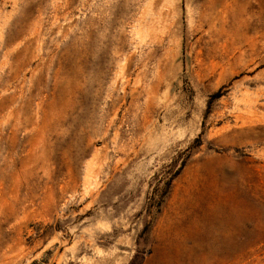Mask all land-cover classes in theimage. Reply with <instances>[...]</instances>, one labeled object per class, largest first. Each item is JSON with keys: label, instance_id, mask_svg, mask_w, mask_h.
Returning <instances> with one entry per match:
<instances>
[{"label": "rangeland", "instance_id": "374dc122", "mask_svg": "<svg viewBox=\"0 0 264 264\" xmlns=\"http://www.w3.org/2000/svg\"><path fill=\"white\" fill-rule=\"evenodd\" d=\"M137 253L264 264V0H0V264Z\"/></svg>", "mask_w": 264, "mask_h": 264}, {"label": "trees", "instance_id": "16d2710c", "mask_svg": "<svg viewBox=\"0 0 264 264\" xmlns=\"http://www.w3.org/2000/svg\"><path fill=\"white\" fill-rule=\"evenodd\" d=\"M219 96H215V98H218ZM199 142H198V145L196 147H199ZM170 182H168L167 186H170ZM130 264H142V259H140L138 253L137 255L135 256V258L133 259V261L130 263Z\"/></svg>", "mask_w": 264, "mask_h": 264}]
</instances>
